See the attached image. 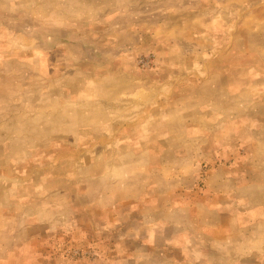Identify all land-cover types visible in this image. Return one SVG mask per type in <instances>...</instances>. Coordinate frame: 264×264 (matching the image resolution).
<instances>
[{
	"label": "rangeland",
	"instance_id": "obj_1",
	"mask_svg": "<svg viewBox=\"0 0 264 264\" xmlns=\"http://www.w3.org/2000/svg\"><path fill=\"white\" fill-rule=\"evenodd\" d=\"M0 264H264V0H0Z\"/></svg>",
	"mask_w": 264,
	"mask_h": 264
}]
</instances>
